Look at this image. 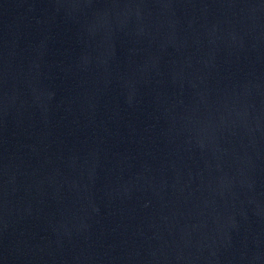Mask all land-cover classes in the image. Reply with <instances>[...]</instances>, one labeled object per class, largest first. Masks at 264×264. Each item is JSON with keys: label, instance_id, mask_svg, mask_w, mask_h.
<instances>
[{"label": "water", "instance_id": "1", "mask_svg": "<svg viewBox=\"0 0 264 264\" xmlns=\"http://www.w3.org/2000/svg\"><path fill=\"white\" fill-rule=\"evenodd\" d=\"M0 264H264V0H0Z\"/></svg>", "mask_w": 264, "mask_h": 264}]
</instances>
